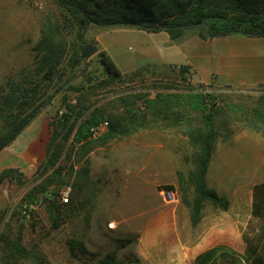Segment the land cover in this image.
Returning <instances> with one entry per match:
<instances>
[{
  "label": "rangeland",
  "instance_id": "374dc122",
  "mask_svg": "<svg viewBox=\"0 0 264 264\" xmlns=\"http://www.w3.org/2000/svg\"><path fill=\"white\" fill-rule=\"evenodd\" d=\"M48 20L66 31H76L75 23L54 0H0V89L8 77L21 69L33 68L34 49ZM196 31V28L186 29L184 36ZM85 38L96 44L97 52L78 68L66 73V77L74 75L62 89L68 84L79 89L87 79L93 84L106 82L98 59V51L103 47L122 70L145 63L149 51L167 61L178 62L180 59L178 43L169 46L163 33H148L126 26L102 28L90 25L85 30ZM130 76L129 73L121 81L101 88L96 96L74 91L64 94L73 102L82 97V101H98L99 104L105 95L114 91L127 93L131 87L140 92L148 90V98L153 99L159 92V89H153L155 86L167 83L178 92L184 86L187 89L191 86L178 80L174 74L159 69L154 71L153 68L141 76H133V79ZM206 89L210 92V88ZM217 96L221 110L214 117L216 136L205 182L227 201L228 208L222 211L204 201L200 221L191 226L194 228L192 232L198 230L201 235L211 220L221 222L223 218H229L232 234L238 235L250 214V191L254 184L264 181V125L240 124L243 119L237 115L224 117L223 113L238 114L240 106H247L250 112L257 113V106L264 102V96L256 93H220ZM60 104L61 93L49 111L54 113ZM195 104L193 98H188L183 106L173 109L182 116L180 124L184 117L191 128L201 125ZM150 116L147 114L146 118L150 127L123 137L107 138V127L96 134L91 133L89 144L78 149L79 154L72 157L75 160L74 173H79L81 166L86 164L88 183L81 177L76 182L72 176L53 196V188L47 194L31 192L41 180H35L36 170L21 172V176L3 181L0 184V236L20 237L27 251L38 253L49 264H95L108 253L115 255L118 264H150L145 259L148 245L144 236L151 234L153 224L157 223L152 221L155 216L174 214L177 226L183 231L181 213L189 216L188 205L195 195L188 173L195 169L197 152L180 127L170 125L174 115L167 121H152ZM249 120L255 121L254 118ZM179 174L182 183L178 182ZM77 183L81 188L74 195L72 188ZM167 185L174 188L175 203H165L170 197V193L163 189ZM66 191L68 202L62 203L61 194ZM32 197L35 202L26 211V203ZM254 229L263 230L264 220L251 217L244 233L248 235ZM72 239L81 242L87 254L76 252L72 255L67 245ZM165 254L157 252L155 255L163 257ZM168 254L174 256V253ZM6 257L0 243V264H33L28 259L6 261Z\"/></svg>",
  "mask_w": 264,
  "mask_h": 264
},
{
  "label": "trees",
  "instance_id": "16d2710c",
  "mask_svg": "<svg viewBox=\"0 0 264 264\" xmlns=\"http://www.w3.org/2000/svg\"><path fill=\"white\" fill-rule=\"evenodd\" d=\"M54 3L75 23L76 31H66L56 22L48 20L34 49L36 53L33 68L19 70L14 76L8 77L0 89V151L41 112L46 111L49 118L50 136L45 157L34 176L35 180H41L31 192L47 194L53 188L51 195L56 196L72 176L76 182L81 177L88 183L86 164L81 166L79 173H74L75 160L72 157L79 154L78 149L89 144L91 129L100 123L107 122L105 136L112 139L150 127L151 123L146 122L147 114L151 115L152 121H167L174 115L170 125L179 126L180 131L197 150L195 169L188 173V180L195 193L188 205L190 224L195 226L200 221L204 201L225 211L228 208L227 201L207 187L205 182L216 136L214 117L221 110L217 94L204 91L206 86H187L189 89L184 86L178 92L174 86L164 83L153 87L159 89L153 99L148 98V90L140 92L141 90L131 87L127 93L114 91L105 95L101 98L104 101L99 104L98 101H82V97L73 102L64 94L74 91L96 96L98 90L121 81L129 73L133 79V76H141L149 68L174 74L178 80L189 85V73L185 66L146 64L123 74L109 55L104 50H99L98 59L106 82L93 84L87 79L79 89L70 84L65 89L62 86L74 75L66 77L67 72H72L97 52L96 44L85 38V30L90 25L102 28L126 26L151 33L162 31L173 43L180 42L184 31L189 28H196V33L202 40L232 33L264 37V0H54ZM60 93L61 104L52 113L49 108ZM188 98H193L196 102L195 109L201 124L198 128H191L184 117L180 124L182 116L173 112V109L183 106ZM16 175H22L18 169L1 170L0 184ZM178 182H183L180 174ZM80 188L81 184L77 183L72 188L73 194L77 195ZM163 189L171 192L174 188L167 185ZM251 197V216L264 220V181L253 185ZM34 202L35 198H30L25 210L28 211L29 205ZM258 239L262 245L260 251L246 241L248 248L243 255L246 264H264V229L263 235ZM0 243L7 256L6 261L19 258L28 259L33 264H49L38 253L27 251L22 246L20 237L1 235ZM67 245L72 255H76V252L87 254L84 245L77 240L72 239ZM217 250L218 248H214L203 252L195 259L194 264H207ZM95 264L118 263L115 255L108 253Z\"/></svg>",
  "mask_w": 264,
  "mask_h": 264
},
{
  "label": "crops",
  "instance_id": "0c3cea01",
  "mask_svg": "<svg viewBox=\"0 0 264 264\" xmlns=\"http://www.w3.org/2000/svg\"><path fill=\"white\" fill-rule=\"evenodd\" d=\"M156 33L165 34L169 46L176 44L170 41L166 33L162 31ZM103 50L109 55L105 47ZM178 51L180 52L178 62L164 60L149 51L145 63L128 70L120 69L112 55L109 57L123 74L146 64L182 65L188 69L187 81L191 86L203 85L209 87L210 92L215 94L256 93L264 96V37H248L240 33H232L202 40L195 32L184 36L178 42ZM257 107V113L250 112L247 106H240L238 114L223 113V116L237 115L243 119L239 123L244 125L251 123L264 125V102ZM251 118L255 121L251 122L249 120ZM262 132L264 134V128ZM256 134L258 135L259 132ZM49 136V118L46 111H43L0 151V171L6 168H15L22 173L36 170L45 157ZM251 196L252 190L250 191L252 201ZM181 217L182 232L179 225L177 226L174 214L161 213L159 218L155 216L152 220L157 223L153 224L151 234L144 236L148 245L145 259L150 264H194L200 254L214 248L218 250L207 264H246L243 259L248 248L246 241L258 251L261 250L262 245L258 238L263 235V230L254 229L248 235L244 233L248 220L252 217L251 210L248 220L244 223L243 229L238 231V235L232 234L229 218H223L221 222L211 220L210 226L200 235L198 230L192 232L194 228L190 224L188 214L182 212ZM172 223L173 227H171ZM155 226L159 228L156 229ZM157 252L167 254L157 257L155 255ZM168 253H174V256Z\"/></svg>",
  "mask_w": 264,
  "mask_h": 264
},
{
  "label": "built area",
  "instance_id": "2783aa9c",
  "mask_svg": "<svg viewBox=\"0 0 264 264\" xmlns=\"http://www.w3.org/2000/svg\"><path fill=\"white\" fill-rule=\"evenodd\" d=\"M204 91H208L207 89H205ZM107 127V122H102L100 123L97 127H94L91 129V133L92 134H96L99 130L101 129H105ZM170 193V197L168 198V200H165V203H175L177 201V199L175 198V195L173 193V191L168 192ZM61 202L62 203H67L68 202V198H67V191L61 194Z\"/></svg>",
  "mask_w": 264,
  "mask_h": 264
}]
</instances>
